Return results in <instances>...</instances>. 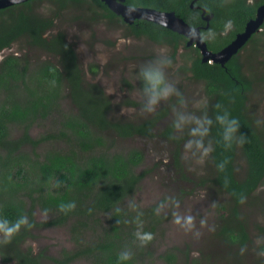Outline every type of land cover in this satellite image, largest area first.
<instances>
[{
	"label": "trees",
	"instance_id": "1",
	"mask_svg": "<svg viewBox=\"0 0 264 264\" xmlns=\"http://www.w3.org/2000/svg\"><path fill=\"white\" fill-rule=\"evenodd\" d=\"M193 1L125 2L132 7L174 11L195 27L206 26L205 9V15L212 14L213 18L203 35L205 39L211 36L206 41L213 51L221 50L244 31L247 22L256 18L258 7L264 4V0H197L192 7ZM75 10L77 18L116 19L130 35L167 44L173 49L172 59L181 46L189 49L192 58L189 70L195 79L203 82L208 97L203 120L212 123L202 121L200 130L211 143L213 181L229 194L232 202L227 207L238 217V207L264 184V131L253 124L248 113L253 80L246 75L238 56L225 66L203 62L200 50L187 46L185 36L148 20L127 23L101 0H29L0 9V52L21 42L50 54L57 63L48 59L32 68L27 57L16 54L0 61V223L14 229L7 241L1 233V260L10 264H43L42 254H34L32 247L25 245L35 237L34 230L71 223L77 248L63 251L60 258H54L56 263L72 264L87 259L90 264H121L118 253L127 249L132 256L123 264H144L142 255L162 222L155 206L145 210L126 206V200L136 194L145 177V172L139 171L144 153L137 148L118 149L106 139L110 133L120 138L149 135L160 115L139 122L111 118L110 104L102 90L87 85L74 45L68 42L63 30H57L58 21ZM262 30L250 39V48L256 41L264 43V24ZM258 47L264 50L263 46ZM90 70L94 74L98 72L95 65ZM140 87L142 90L141 82ZM18 90H24L27 97L10 99ZM64 91L71 97L76 112L63 113L65 120L57 132L33 137L31 128L36 123L61 110ZM225 112L239 123L230 147L225 146L222 126L216 119ZM12 125L22 128L17 138H11ZM241 137L243 143L239 142ZM58 139L62 140V146L56 147L54 140ZM50 142L53 146L40 157L35 150ZM28 147L32 156L25 150ZM238 151L247 162L242 179L236 173ZM69 203L75 206L61 209L62 204ZM36 210L52 217L38 221ZM224 230L232 242L243 243L247 239L242 222L233 229L226 221ZM137 232L150 234L151 239L141 244ZM174 258L172 253L166 255L168 261Z\"/></svg>",
	"mask_w": 264,
	"mask_h": 264
},
{
	"label": "rangeland",
	"instance_id": "2",
	"mask_svg": "<svg viewBox=\"0 0 264 264\" xmlns=\"http://www.w3.org/2000/svg\"><path fill=\"white\" fill-rule=\"evenodd\" d=\"M66 14L58 21L57 30H63L68 42L74 45L85 70L87 85L102 90L110 104L111 118L139 122L160 115L149 135L120 138L110 133L106 136L108 142H114L118 149L127 151L137 148L145 156L139 167L140 172H145V177L136 194L126 200V206L141 210L155 206L162 222L154 232L151 245L144 251L142 262L264 264V184L238 207V217L230 212L227 207L232 202L229 194L213 181L215 168L210 158L211 143L200 130L204 121L202 111L207 106L208 97L203 82L195 79L189 70L192 61L189 49L181 46L175 59H172L173 49L170 46L146 36L130 35L116 19L77 18L76 10ZM257 38L260 39L259 36ZM206 39H211V36L207 35ZM256 43L251 48L248 43L237 56L246 75L253 80L248 95V113L253 124L264 131V50L258 47H264V43ZM10 54L27 57L32 68L48 59L57 63V59L50 54L21 42L0 52V61ZM161 55L172 60L166 73L178 89V94L161 101L154 112L148 113L142 108L143 96L137 72L140 66ZM91 65H95L97 74L92 73ZM32 81H35L34 78ZM26 97L24 90L9 96L10 99ZM73 112H76L75 104L64 91L61 110L36 123L31 128V135L40 137L57 132L65 120L63 113ZM11 127V138L19 137L22 128L18 125ZM54 141L56 147L62 146L61 139ZM52 146L51 142L41 144L35 152L41 157ZM25 150L33 155L31 147ZM235 164L238 178H244L247 162L241 151L237 153ZM51 217L49 213L36 210L38 221H48ZM226 221L233 229L242 222L247 233L243 243L227 238L224 230ZM34 232L35 237L25 245L31 246L34 254H42L43 264H58L54 258H60L63 251L77 248L71 223L36 228ZM87 236L89 239L90 235ZM168 253L175 255L174 260L166 259ZM0 264L10 263H4L0 258ZM72 264L90 262L79 259Z\"/></svg>",
	"mask_w": 264,
	"mask_h": 264
},
{
	"label": "water",
	"instance_id": "3",
	"mask_svg": "<svg viewBox=\"0 0 264 264\" xmlns=\"http://www.w3.org/2000/svg\"><path fill=\"white\" fill-rule=\"evenodd\" d=\"M29 0H0V9L21 4ZM117 15L121 16L125 22L133 24L136 19H143L158 23L170 30L185 36L187 46L197 47L202 55L203 62L219 63L225 66L234 56L249 43L254 34L262 30L264 24V4L258 7L256 18L247 22L244 31L238 33L236 37L219 51L210 50L203 35V30L210 26L213 18L212 14H206L203 9V17L207 21L205 27L192 26L183 18L176 15L174 11H161L148 7H132L126 4V0H101ZM196 1V0H195Z\"/></svg>",
	"mask_w": 264,
	"mask_h": 264
},
{
	"label": "clouds",
	"instance_id": "4",
	"mask_svg": "<svg viewBox=\"0 0 264 264\" xmlns=\"http://www.w3.org/2000/svg\"><path fill=\"white\" fill-rule=\"evenodd\" d=\"M172 64L170 57L161 55L156 57L152 62L145 63L139 67L137 72V78L141 82L142 86V96L143 103L142 108L145 112H154L157 105L163 100H167L169 97L178 94V89L175 84L168 79L166 69ZM181 120L184 119L183 116L180 117ZM217 121L222 126V138L225 142L226 147H230L235 134L239 130V123L235 118H231L227 112L223 115H218L216 117ZM203 123L211 124V120H206ZM205 132L207 128L203 129ZM240 143H243V137H241ZM222 167V165H221ZM75 205L74 203H69L67 205H61V209H71ZM14 229L12 227H7L5 224L0 223V233H3L5 241L11 238ZM137 238L141 244L146 243L151 239V235L147 233H136ZM131 251L125 249L118 253L117 259L121 264L131 259Z\"/></svg>",
	"mask_w": 264,
	"mask_h": 264
},
{
	"label": "flooded vegetation",
	"instance_id": "5",
	"mask_svg": "<svg viewBox=\"0 0 264 264\" xmlns=\"http://www.w3.org/2000/svg\"><path fill=\"white\" fill-rule=\"evenodd\" d=\"M197 1V0H196ZM195 0L192 2V7L194 6ZM195 7V6H194ZM200 7V6H199ZM204 18V17H203ZM205 20V19H204ZM206 21V20H205ZM207 22V21H206Z\"/></svg>",
	"mask_w": 264,
	"mask_h": 264
}]
</instances>
